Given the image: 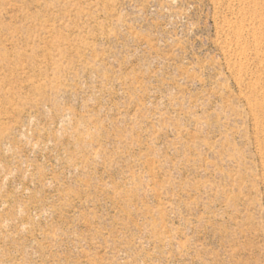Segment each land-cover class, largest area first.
Here are the masks:
<instances>
[{
  "label": "rangeland",
  "instance_id": "1",
  "mask_svg": "<svg viewBox=\"0 0 264 264\" xmlns=\"http://www.w3.org/2000/svg\"><path fill=\"white\" fill-rule=\"evenodd\" d=\"M0 264H264V0H0Z\"/></svg>",
  "mask_w": 264,
  "mask_h": 264
}]
</instances>
